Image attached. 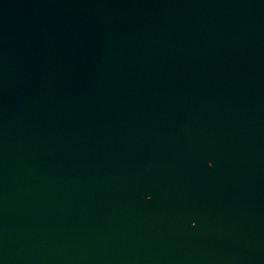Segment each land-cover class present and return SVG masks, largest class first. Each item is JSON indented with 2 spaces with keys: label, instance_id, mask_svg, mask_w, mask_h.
I'll list each match as a JSON object with an SVG mask.
<instances>
[{
  "label": "water",
  "instance_id": "1",
  "mask_svg": "<svg viewBox=\"0 0 264 264\" xmlns=\"http://www.w3.org/2000/svg\"><path fill=\"white\" fill-rule=\"evenodd\" d=\"M0 264H264V0H0Z\"/></svg>",
  "mask_w": 264,
  "mask_h": 264
}]
</instances>
